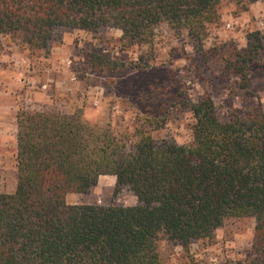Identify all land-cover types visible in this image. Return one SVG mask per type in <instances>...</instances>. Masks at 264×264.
I'll list each match as a JSON object with an SVG mask.
<instances>
[{
  "label": "trees",
  "instance_id": "16d2710c",
  "mask_svg": "<svg viewBox=\"0 0 264 264\" xmlns=\"http://www.w3.org/2000/svg\"><path fill=\"white\" fill-rule=\"evenodd\" d=\"M225 1L248 11L260 0H0V44L9 37L41 50L60 29L112 28L122 32L123 49L152 47L162 24L203 40ZM102 52L93 58L115 64ZM251 57L239 58L244 81ZM191 110L192 141L178 145L142 125L123 137L89 123L81 109H21L17 188L0 192V264H165L162 240L188 248L244 218L255 221L248 264H264V112L222 117L210 96ZM101 176L116 177V191L128 188L137 205L67 203Z\"/></svg>",
  "mask_w": 264,
  "mask_h": 264
},
{
  "label": "rangeland",
  "instance_id": "374dc122",
  "mask_svg": "<svg viewBox=\"0 0 264 264\" xmlns=\"http://www.w3.org/2000/svg\"><path fill=\"white\" fill-rule=\"evenodd\" d=\"M203 40L162 24L152 47L123 49L122 32L60 29L45 49L6 38L0 44V192L12 194L18 183L17 114L21 109L74 114L110 125L123 137L137 126L157 140L185 145L192 141V105L210 96L224 117L234 109L264 112V0L243 11L231 1L220 10ZM103 51L115 64L93 58ZM106 53V54H104ZM240 53V55H239ZM250 54L244 81L239 58ZM242 61V59H240ZM137 64L149 65L141 70ZM149 119L154 126H150ZM114 176H101L89 194H72L69 203L103 207L136 206L128 189L116 191ZM255 221H228L213 240L184 248L162 240L165 264H248L253 258Z\"/></svg>",
  "mask_w": 264,
  "mask_h": 264
},
{
  "label": "crops",
  "instance_id": "0c3cea01",
  "mask_svg": "<svg viewBox=\"0 0 264 264\" xmlns=\"http://www.w3.org/2000/svg\"><path fill=\"white\" fill-rule=\"evenodd\" d=\"M71 196H72V194H69V195L67 196V203H68L69 205H82L80 202H73L72 204L69 203L68 200L71 198Z\"/></svg>",
  "mask_w": 264,
  "mask_h": 264
}]
</instances>
